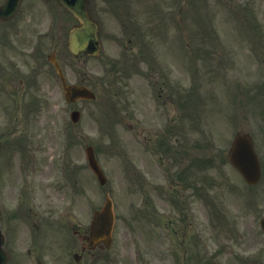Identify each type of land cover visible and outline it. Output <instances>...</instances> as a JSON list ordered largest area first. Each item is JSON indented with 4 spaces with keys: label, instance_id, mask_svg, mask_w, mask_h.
I'll return each mask as SVG.
<instances>
[{
    "label": "rangeland",
    "instance_id": "rangeland-1",
    "mask_svg": "<svg viewBox=\"0 0 264 264\" xmlns=\"http://www.w3.org/2000/svg\"><path fill=\"white\" fill-rule=\"evenodd\" d=\"M146 1L149 6L150 1L156 0ZM175 1L157 0L164 5L161 6L163 12ZM178 1L179 8H181V2L183 8L179 10L175 20L168 19L166 23L160 22L158 15L157 22L152 21L149 24L153 26L149 33H152L154 38L150 34L148 44L158 48L162 57L168 60L174 58L175 68H179L180 71L177 72L178 79L185 80L187 83V76L184 73L188 66L193 68L195 73L193 79L195 89L191 86L189 94L186 90L187 97L179 98L178 114L168 113L165 109L155 114H145V119L150 122L154 119L167 125L170 122V128L165 135L159 139L150 138L151 145L147 148L143 137L140 140L138 129L128 132L120 116L114 119V128L109 133L108 127L112 124V120L107 116L108 107L103 106L101 99L96 102H80L78 107L81 108L82 119L77 126L72 125L71 106L66 105L58 96L47 79L48 68L44 67L42 70L46 79L41 77L36 87H30L32 92L27 96H22L21 91H17L15 95L20 98L19 105L22 101H28L41 107L30 119V129L25 131L22 129L26 118L19 109V105L16 115L10 113V109L17 104L18 100L12 98L8 91L12 89V85L8 84V87L0 92V130L5 131L9 130L10 126L15 127L8 137L0 132V138L10 141L14 139L21 144L20 147L15 146L3 161L5 169L2 176L3 185L5 186V180L33 182L36 174L31 170V166L39 169L45 165L52 171L51 160L57 149L61 154L62 150L66 152L68 164H70L69 160L73 162L79 159L77 158L79 147L73 145V133L80 130L79 132L85 138L82 142L84 164L83 170L77 173L76 178L78 187L82 186L83 196L81 200H78L75 216L78 220L80 218L82 228L86 230L90 223L91 211L102 206L108 193L115 202L117 215L112 250L104 260L95 259L94 264H129L131 252L137 254L140 252L143 264H172L174 259L165 255L164 251L179 252L182 264H196L197 256L205 252L206 237H208L210 250L215 248L224 251L225 264H238L236 253L240 251L248 255L253 253L260 260L255 264H264V237L259 230L261 236L256 230V216L264 211V74L258 76L257 87L253 85L257 80L254 74L259 70V64L264 66V51H262L264 49V0ZM51 5L44 6L39 1L28 0L17 23L22 33L31 35V31L40 29L45 21L52 22L54 11ZM157 11L159 13L158 9ZM150 12H154L153 9L147 10L148 14ZM101 15L104 14L101 13ZM63 17L67 20L65 16ZM106 17V24L111 25V29L107 31L118 32L112 26L114 25L112 17L108 14ZM69 21L71 22V19ZM254 21L258 27L254 26ZM13 27V23L0 26V31L7 32L5 37L0 38V62L7 61L12 55L15 56L17 49L13 48L14 40L21 42L22 36L16 35ZM259 27L260 31L257 32ZM67 32V26H63L62 31L59 32L61 40L58 42L60 48L58 54L65 62L71 78L76 79L81 65H77L75 74L73 67L69 66L71 58L65 52V48L63 49L64 42L62 44L65 40L63 33ZM32 40L33 37L29 39V43ZM225 41H227L226 48ZM53 45L52 41L43 40V47L37 56L40 61L38 63L42 62V52H47ZM107 48L112 50L110 53L113 56L118 52L117 49ZM219 49L222 50L221 54L218 52ZM232 50L234 55L239 57L241 55L238 60L244 62L245 72L239 66L237 68L234 66L232 57L229 55ZM119 52L122 53V50ZM249 54L253 57L252 59L247 57ZM243 55L246 58H243ZM107 56L97 61L102 64L103 61H107ZM97 61L82 56L84 76L88 75V78H91L90 72L102 73L103 69L99 67ZM28 65L31 66L30 59H28ZM248 67L251 70L247 72ZM146 69H148L147 66ZM262 70L264 71V68ZM107 80L110 84L111 80L109 78ZM127 84L130 85L129 89H133L136 93L138 99L139 95H146L141 91L142 88H146L143 79L137 77ZM234 84L236 87L233 88ZM253 88H257V91L254 92ZM106 90L105 87L101 88L103 94ZM233 90L235 94L232 95ZM148 93L151 91L148 90ZM255 98L256 101L253 103ZM173 124L177 129L178 139L173 131ZM69 126L71 128L68 129ZM239 132L252 136L262 162V180L255 187L248 186L229 162L225 164L224 161L228 157L235 135ZM133 137L137 139L134 140ZM92 140L95 141L92 142ZM163 140L169 142L174 140L175 143L171 144L177 145V148L169 155H165L159 149V143ZM85 141L95 145L98 160L108 178V184L105 187H101L96 182L86 165ZM136 142L145 143L146 147L143 145L142 148ZM69 144L73 147H69ZM149 151L154 152L156 156ZM33 156L35 159L32 158ZM189 159H194L196 171L190 170V166V169H186ZM180 165L182 167H179ZM175 167L177 170L187 172L181 179L191 184L193 191L192 189L188 192L181 191L175 186L176 179L173 178L177 171L173 173ZM71 178L72 176L67 178L68 191H74L75 188L74 180ZM154 185H159L162 191L152 189ZM35 190L33 188L29 193L32 195ZM8 191L9 189L5 186V197H9ZM186 195L189 196L190 202L185 201ZM145 197L150 201L147 205L150 211L149 220L147 216L142 218L141 215L138 217L131 214V209L142 206L141 201ZM171 199H176L179 204L171 202ZM44 202L45 206L50 207L58 203L53 196L48 197L47 200L44 199ZM79 206L82 208L81 211ZM156 209L160 213L171 209L174 218L165 220L158 217L160 220L157 221ZM77 218H72L71 222L78 224ZM43 228L42 234L32 237L33 230L30 226L27 233L22 236L23 238L20 237L16 242L8 244V249L13 251L19 264H75L73 254L76 252L80 254L81 249L69 251L64 247L66 240H69L68 236L52 231L54 229H50L49 226H43ZM162 232L167 234L158 237ZM240 234L243 237L240 238ZM72 241L74 244L81 245L75 237ZM30 242L34 245L33 252L27 256L26 252H22L27 249ZM21 253L22 256H19ZM158 253L161 258L154 260L152 255L157 256ZM83 263L86 262L83 261ZM240 264L253 263L240 261Z\"/></svg>",
    "mask_w": 264,
    "mask_h": 264
},
{
    "label": "water",
    "instance_id": "water-1",
    "mask_svg": "<svg viewBox=\"0 0 264 264\" xmlns=\"http://www.w3.org/2000/svg\"><path fill=\"white\" fill-rule=\"evenodd\" d=\"M18 1L19 0L8 1L7 5L0 9V17H3V15H6L9 12L12 13L15 11ZM60 2L81 22V25L77 27L71 34V50L75 54L80 51H85L87 53H97L99 50L97 38L98 29L97 26L90 20V17L87 13L88 0H60ZM240 148H244V150H241V154L239 153ZM90 160L92 168L103 181L101 171L96 161H94L92 154H90ZM232 161L246 179L250 180L251 182L255 180L257 160L249 141L241 140L237 142L236 148L233 152ZM110 227L111 225L107 224V230L103 232L102 221H98L94 227V235L97 237L101 235L108 237ZM0 257H2V253H0ZM0 264H4V259L0 261Z\"/></svg>",
    "mask_w": 264,
    "mask_h": 264
},
{
    "label": "flooded vegetation",
    "instance_id": "flooded-vegetation-1",
    "mask_svg": "<svg viewBox=\"0 0 264 264\" xmlns=\"http://www.w3.org/2000/svg\"><path fill=\"white\" fill-rule=\"evenodd\" d=\"M24 45H22L23 47ZM28 92L25 90V86L23 90L21 91L22 96H26ZM53 177L54 178V185L50 187L49 182L46 180L47 176L49 175V170L45 171V173L42 175V185L39 188L38 183L34 182L32 186L30 187V182H28V188H30V191L35 188L36 190L32 193V195L28 192H22L20 194V203L18 204L19 206L16 209H9L6 211V213L3 212V217L2 219L8 220L10 222H13V224H19L21 222H24L23 220L25 218L27 219H39L41 217L40 212L36 211L34 209V206H36L37 201L40 199L44 200L45 198L47 199L50 196H53L56 200L59 201H64V199L67 196V179L65 178L64 180H61V176L57 175L56 171H52ZM75 185L76 189L73 191L72 195L76 196L77 194V181L75 180ZM36 186V187H35ZM13 197V195H12ZM29 204L28 206V213L24 210L25 209V204ZM39 207V206H38ZM9 239L14 240L16 238V235L12 230H10V233L8 235ZM7 237V239H8ZM82 238V234L80 235Z\"/></svg>",
    "mask_w": 264,
    "mask_h": 264
}]
</instances>
